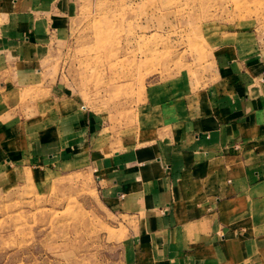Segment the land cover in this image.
<instances>
[{"label":"crops","instance_id":"obj_1","mask_svg":"<svg viewBox=\"0 0 264 264\" xmlns=\"http://www.w3.org/2000/svg\"><path fill=\"white\" fill-rule=\"evenodd\" d=\"M84 1L0 0V93L43 86V55ZM212 63L217 80L193 104L120 137L48 85L46 117L38 105L0 115V165L92 171L133 225L132 264H264V46Z\"/></svg>","mask_w":264,"mask_h":264},{"label":"rangeland","instance_id":"obj_2","mask_svg":"<svg viewBox=\"0 0 264 264\" xmlns=\"http://www.w3.org/2000/svg\"><path fill=\"white\" fill-rule=\"evenodd\" d=\"M227 46L246 55L264 46V0H85L43 55V86L0 93V115L38 105L43 117L55 85L120 137L193 104L217 80L212 61ZM54 170L0 165V264H132L133 225L93 172Z\"/></svg>","mask_w":264,"mask_h":264}]
</instances>
